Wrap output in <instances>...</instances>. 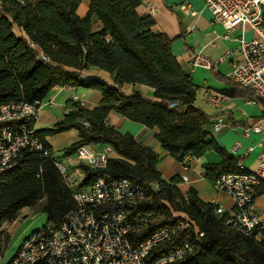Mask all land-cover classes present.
<instances>
[{
    "label": "trees",
    "instance_id": "1",
    "mask_svg": "<svg viewBox=\"0 0 264 264\" xmlns=\"http://www.w3.org/2000/svg\"><path fill=\"white\" fill-rule=\"evenodd\" d=\"M80 1L0 0V104L15 99L41 102L56 85L98 90L102 98L93 109L73 101L74 109L52 127L37 130L44 147L50 149L44 136L76 129L78 140L63 156L84 144L107 145L115 153L104 166L79 164L84 174L79 186L87 187L96 177L128 178L150 191L153 184L158 185L149 205L164 207L166 219L170 207L184 212L204 233L179 264H264V229L257 231L256 238L228 227L225 214L216 213L218 204L200 199L193 187L182 195L175 185L177 176L169 181L162 178L157 154L148 145L106 122L114 111L154 128V137L179 163L185 156L198 158L215 149L221 160L203 165L205 177L211 180L222 173L247 171L237 158L218 147L209 130L211 117L194 105L198 86L172 52V38L153 28L151 15L138 14L141 0H89L84 16L77 13ZM95 20L100 22L97 29ZM90 67L109 72L115 85L80 73ZM124 84L148 86L153 89L152 97L139 88L125 94ZM237 90L254 95L235 85L222 92L234 96ZM258 193H264V184ZM41 199L39 211L46 220H60L75 206L72 189L52 159L39 151L23 150L17 164L0 173V225Z\"/></svg>",
    "mask_w": 264,
    "mask_h": 264
},
{
    "label": "built area",
    "instance_id": "2",
    "mask_svg": "<svg viewBox=\"0 0 264 264\" xmlns=\"http://www.w3.org/2000/svg\"><path fill=\"white\" fill-rule=\"evenodd\" d=\"M203 1L212 22L221 24L227 34L236 27L241 28L238 48L227 53L231 56L229 79L233 85L254 93L264 105V0ZM187 8V5L180 6L184 11ZM247 30L252 32L250 38L245 35ZM41 57L46 59L42 53ZM218 61L198 52L190 64L212 69ZM228 97L205 92L206 102L217 108H222ZM73 99L79 100L77 96ZM38 111L35 103L24 99L0 104V173L17 164L23 150L39 151L52 159L64 182L72 189L75 206L62 219L46 220L41 227L25 235L5 264H179L192 253L204 233L184 212L172 209L166 202L171 214L167 219L164 207L149 205L152 191H156L158 185L153 184L150 191L128 178L96 177L87 187L73 188L84 177L79 164L104 166L108 153L97 152L91 145L84 144L66 157L67 163L75 159L78 164L67 166L65 161L54 158L52 148L44 147L35 127ZM224 124L223 118L218 116L213 122V132ZM249 131L264 133V125L253 124L245 130ZM189 157L185 156L180 162L182 181L188 180L184 171L189 167ZM261 184H264V145L254 169L222 173L212 179L213 187L232 202L230 210L218 204L216 213L225 214L224 222L228 227L256 238L259 237L257 231L264 229V216L254 209ZM168 244L172 246L166 249Z\"/></svg>",
    "mask_w": 264,
    "mask_h": 264
},
{
    "label": "crops",
    "instance_id": "3",
    "mask_svg": "<svg viewBox=\"0 0 264 264\" xmlns=\"http://www.w3.org/2000/svg\"><path fill=\"white\" fill-rule=\"evenodd\" d=\"M88 5L89 0H81L77 8L78 15L84 16ZM181 5H187L188 8L184 11L180 9ZM136 10L140 15H151L155 20L153 28L172 38V52L181 65L190 72L192 82L198 86L194 105L211 117L209 130L215 142L217 143L216 138L220 141L222 148L217 143L218 147L237 158L243 169L247 171L254 169L264 145V133L254 131L246 133L245 130L253 124L264 125V105L256 100L254 93L250 95L240 90H237L234 96H229L222 108L214 107L205 100L206 91L224 94L222 91L232 87L233 84L229 79L231 56L227 53L238 48L237 38L241 35V28L236 27L227 34L221 24L212 22V15L203 0H141ZM99 26L100 22L95 20L93 27L97 29ZM251 34L250 30L245 32L246 37ZM198 52L219 61L212 69L202 66L191 67L190 60ZM68 70L72 69L68 68ZM80 73L87 78L97 77L115 85L111 74L105 70L90 67L80 70ZM134 88H139L147 97H152L153 89L145 85L124 84L121 89L125 94H130ZM74 96L79 100H74ZM101 98V93L96 89L56 85L40 102L35 127L37 130L52 127L55 122L74 109L73 101L82 102L85 108L93 109L100 103ZM218 116L223 118L225 124L219 131L213 132V122ZM106 122L122 133L132 134L140 143L148 145L157 154L156 166L162 178L169 181L177 176L178 181L175 185L182 195L186 196L188 188L193 187L203 201L223 205L226 210L231 209L230 198L225 193L217 191L212 185V180L205 177L203 165L221 160L220 154L215 149L207 150L198 158L189 157L187 159L189 167L184 171L188 180L182 181L179 176L183 172L180 163L175 161L154 137V128L130 121L114 111L109 112ZM44 140L55 155L67 163V156H63L64 151L78 140V134L76 129H69L54 135H46ZM92 148L97 152H106L108 156H115L107 145H96ZM77 164L75 159H69L67 166L75 167ZM80 184L78 180L73 188H84L80 187ZM254 209L264 216V193L258 194L255 198ZM18 245L12 252L5 247L0 264L10 260Z\"/></svg>",
    "mask_w": 264,
    "mask_h": 264
},
{
    "label": "rangeland",
    "instance_id": "4",
    "mask_svg": "<svg viewBox=\"0 0 264 264\" xmlns=\"http://www.w3.org/2000/svg\"><path fill=\"white\" fill-rule=\"evenodd\" d=\"M13 29L15 33L19 35L17 27L14 26ZM251 36L252 34L247 38H250ZM42 201L43 200L41 199L36 205L23 208L13 219L0 225V245L2 251L5 247L11 252L14 251L15 247L21 242V239L25 235L31 230L39 228L45 224L46 215L39 211Z\"/></svg>",
    "mask_w": 264,
    "mask_h": 264
},
{
    "label": "water",
    "instance_id": "5",
    "mask_svg": "<svg viewBox=\"0 0 264 264\" xmlns=\"http://www.w3.org/2000/svg\"><path fill=\"white\" fill-rule=\"evenodd\" d=\"M34 103H35L36 106H38V107L40 106V101H35ZM216 141H217L219 147L222 148V145L220 144V141L218 140V138H216Z\"/></svg>",
    "mask_w": 264,
    "mask_h": 264
}]
</instances>
